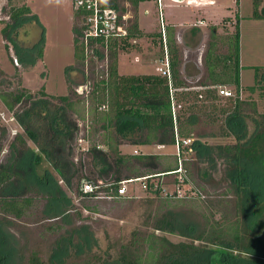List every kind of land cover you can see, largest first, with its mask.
<instances>
[{"label": "trees", "instance_id": "16d2710c", "mask_svg": "<svg viewBox=\"0 0 264 264\" xmlns=\"http://www.w3.org/2000/svg\"><path fill=\"white\" fill-rule=\"evenodd\" d=\"M12 1L8 0V21L1 30L6 47L13 44L23 66L34 65L44 56V26L28 4H12ZM145 1L148 0H126L125 4H120V0L110 1V5L121 12L128 11L127 5H132L135 16L134 21L127 25L126 35L109 41H86L82 18L73 7L80 19L79 24L71 26L76 62L84 67L89 56L93 61L107 60L105 75L98 81L87 83L90 88L86 96L93 102L89 111H103L106 140L110 139L111 129H114L117 137L128 139L134 148L151 144L175 146L177 139H191V143L174 154V164H167L164 168L160 165L159 154L139 151L132 155L124 154L121 143L114 147L111 140L102 145L94 144L85 150V155L90 153L93 160L101 165L100 178L84 176L80 180L77 162L73 158V142L80 129L79 121L74 117L75 100L69 94L50 95L44 88L39 95L25 88L0 90L1 101L24 129V134L17 133L10 143V159L0 163V264H10L18 254L5 230L10 217L21 218L26 213L33 202V193L47 198L45 214L63 215L64 219H69L66 203H70V198L50 169H46L44 174L39 173L42 157L69 189L75 179L80 180L73 187L74 193L85 198H98L99 192L113 199L125 197L118 193L119 184L132 179L131 182L145 181L146 188L160 194L167 202L197 201L210 206L206 207L208 212L198 218L182 209L168 208L156 216L152 232L135 235L116 253L107 251L99 254L98 241L92 242L85 230H73L68 238L61 240L64 242L51 249L47 261L37 250H32L25 264H264V110L259 108L256 99L243 98L246 91L252 94L259 91L264 95V66L253 67L252 85H242L240 18L237 14L235 31L231 30L233 32L228 36V52L225 54L218 51L220 27L217 24L211 26L205 53L207 79L196 86L197 91L186 92L189 87L183 76L178 41L174 29L169 26L166 29L171 76L161 72L120 74L119 52L136 46L139 42L136 39L145 34L139 28L137 17L138 8ZM253 17L264 18L262 0H254ZM224 20L230 21L232 16ZM31 21L41 27L40 38L32 47L22 46L17 33L23 24ZM152 35L158 37L162 34L155 32ZM34 50L35 55L32 54ZM158 55L163 58L160 50ZM76 69L75 64L67 67V71ZM2 74H5L3 70ZM221 89L231 90V95L221 94ZM191 96L195 100L189 104L187 100ZM222 101L225 103L221 104ZM204 118L209 120L207 123L220 124L219 132L211 134V137L222 136L230 138L229 141L212 143L207 134L194 135L196 126ZM4 137L3 128L0 131V155ZM28 139L37 147H31ZM189 159H196L200 164L199 173L204 180H212L214 173L211 170L216 169L219 161L223 163L221 179L234 200L233 215L222 212L217 216L211 207L217 200L208 198L204 183L196 185L191 179L187 165ZM131 160H136L146 170L138 171L135 176H123V165L129 170L134 169L129 164ZM180 162L182 173L175 172ZM201 164H207V167ZM168 174L177 176L175 182L179 186L188 184L191 189L184 195H179L176 190L164 193L161 182L154 183L152 178ZM86 183L99 188L86 193L82 189ZM167 234L184 240L173 241ZM7 241L13 246L7 247Z\"/></svg>", "mask_w": 264, "mask_h": 264}, {"label": "rangeland", "instance_id": "374dc122", "mask_svg": "<svg viewBox=\"0 0 264 264\" xmlns=\"http://www.w3.org/2000/svg\"><path fill=\"white\" fill-rule=\"evenodd\" d=\"M125 1L120 0V4H125ZM23 3L31 7L33 12L39 16L44 26V56L37 59L34 65L23 66L15 53L13 44L9 43V48L6 47V41L1 30L8 21L7 14L10 4L8 0H0V90L25 88L39 95L40 90L44 88L50 95L69 94L75 100L76 113L74 117L78 119L80 129L73 142V158L77 162V168L81 176L80 180L84 176L100 178L101 165L93 160L90 153L85 155V150L94 144L102 145L109 140H111L114 147H117L121 143V150L124 154L132 155L138 153V151L140 153L159 154L161 156L159 162L162 168L167 164H174V154L177 152L174 145L159 146L151 144L134 148V146L128 143V139L121 140L117 137L114 134V129H111L110 139L106 140V131L103 127L104 120L102 119L104 116L103 111L90 112L89 109L92 110L93 102L86 95L90 88V84L87 85V83L98 81L105 75L107 60L105 58L93 61L91 56H89L84 67L76 62L71 26L79 24L80 19L73 9V0L12 1V4L22 5ZM163 4L165 21L169 19L181 28L186 27L181 30L183 35V38H180L181 42L177 43L184 69V80L186 86L188 85L189 87L186 92L197 91L198 87L196 86L207 79L205 53L210 41V30L213 24L209 23L205 27V31H196L190 28V24H197L203 19L202 17H206L214 21V23L221 22L218 24L220 27L218 51L220 54H225L228 52V36L231 34L230 32L235 31V16L239 14L240 49L243 51L241 59L242 83L244 86L254 83L255 71L253 67L264 65V23L256 21L253 17L254 0H213L212 3L203 5H197V0H163ZM263 5L264 0H262ZM127 9L131 15L129 25L134 21L135 12L132 5H127ZM146 10L149 11L151 29H158L161 32L162 27L156 0L142 2L139 11L144 15ZM227 16H232V20H224ZM40 35L41 27L31 21L21 26L17 33V39L22 46L32 47L39 40ZM155 41L158 42V39H155ZM160 41V52L163 54V58H166L168 47H165L163 38ZM149 43H151V40L144 38L141 42V50H139L141 53L137 51L132 52L131 57L128 56L131 59L130 61H126L125 57L121 56L120 72L131 74L156 71L160 63L148 62V58L153 57L151 50L154 49ZM136 45H140V43L137 42ZM149 46L150 49H148ZM35 53L36 50L32 51L33 55ZM137 56L140 58V61L135 60ZM15 58L18 60V63H16ZM73 64H75L77 69L75 71H67V67ZM2 70L5 74H2ZM230 87L232 88V86ZM75 90L83 97L78 95ZM260 93L257 91L252 94L246 91L243 93V98L256 99L259 108L264 110V95L262 96ZM194 100L195 98L191 96L187 102L192 103ZM187 102L182 103L187 105ZM222 102L221 104L225 103ZM207 121L209 120L204 118L196 126L194 135L202 136L207 134V136H210L215 132H219V123L210 124ZM3 128L5 129V137L3 140V151L0 155V163L7 162L10 159V143L14 136L17 133L24 134V129L19 124L14 113L7 110L0 99V131ZM229 139L222 136H210L209 141L212 143L228 142ZM28 143L31 147H37L30 139H28ZM111 151L112 149L109 150V152ZM129 164L134 169L129 170L127 166L123 165L122 175L125 177L135 176L138 174V171L140 173L146 170L136 160H131ZM187 165L194 183L196 185L204 183L208 192V198L217 200L216 205L211 204L213 210H216L217 216H220L222 212L229 216L233 215L234 200L227 193V184L221 179L223 163L219 161L216 169L211 170L214 173L212 180L202 179L199 173L200 164H198L196 159H189ZM201 166L207 167V164H201ZM38 169L40 174H44L46 169H50L58 179L59 184L64 187L65 195L70 198V203H66V208H68L66 212L69 215V219H64L63 215L45 214L44 209L47 198L33 193V202L27 208L26 213L21 218L10 217L9 226L5 230L11 238V243H14V247L18 251L14 261L10 264H25L32 250H37L40 257L47 261L51 249L57 243L64 242L65 240H61L68 238L73 230L77 231L78 229L87 231L90 234L88 236H90L92 242L93 240L99 242L97 250L99 254L106 253L107 251L116 253L122 244L131 242L135 235L140 234L141 236L152 232L156 216L166 209H182L198 218L203 213L208 212L206 207L210 206L205 202L200 203L197 201L182 203L173 200L167 202L160 194L146 188L145 181L128 183L126 196L119 199L107 198L104 193L98 198H85L74 193L73 187L77 186L80 180L77 181L75 179L73 187L69 189L55 170L51 168L50 164L45 161V158L42 157ZM176 177L175 174H168L152 178V181L154 183L161 182L162 187H164V193L173 192L179 188V185L175 182ZM101 179L107 181L106 178ZM190 189L191 185L187 184L183 186L182 194L184 195ZM1 213L0 209V216L2 215ZM157 233L160 234V232ZM167 236L173 241L184 240L183 237L177 235L167 234ZM76 237L80 241V236L77 235ZM12 244L8 243V241L6 242L7 247L9 245L13 246Z\"/></svg>", "mask_w": 264, "mask_h": 264}, {"label": "built area", "instance_id": "2783aa9c", "mask_svg": "<svg viewBox=\"0 0 264 264\" xmlns=\"http://www.w3.org/2000/svg\"><path fill=\"white\" fill-rule=\"evenodd\" d=\"M110 1L111 0H73V7L81 16L83 21L84 38L86 39V41H89L90 39H94V40L103 39L109 41L111 39L118 38L121 35L127 34V25L131 18L130 11L128 10L126 12H121L118 9H116L114 6L110 5ZM176 1H180V0H176ZM212 1L213 0H197V5L212 3ZM156 3L158 5V10L160 15L162 38L165 43V47H168L166 40L167 30L165 29L166 26L164 23V15H163V10H164L163 0H156ZM168 54L169 52L166 54V58L164 57L161 60L162 65L159 67V70L163 75L171 76L170 60ZM15 61L17 63V59H15ZM220 92L221 94L226 96L231 95V90L229 89H221ZM190 143H191V139H184V140L177 139L175 145L177 152L179 153L181 148L188 146ZM175 172H180V173L183 172L181 162H180V167ZM131 181L132 179L121 181L118 187V193L120 195L126 194L127 185ZM98 188H99L98 185L96 186L92 183H86L84 184L82 189L86 193H93ZM182 188L183 186H179V188L176 190L179 195H183ZM101 195L102 192H99V197H101ZM106 197L113 199L112 196H106Z\"/></svg>", "mask_w": 264, "mask_h": 264}, {"label": "crops", "instance_id": "0c3cea01", "mask_svg": "<svg viewBox=\"0 0 264 264\" xmlns=\"http://www.w3.org/2000/svg\"><path fill=\"white\" fill-rule=\"evenodd\" d=\"M137 17H138L139 28L145 34L142 37L136 39L137 41H139L140 45H136V46L133 45L132 47H130L128 49H125V50H121L119 52V55H118V70H119V66H120V57L121 56H124L126 61H130L131 59L128 58V56L131 57V55H132L131 53L132 52H135V51L140 52L139 50H141L140 49L141 48V42H142V40L144 38H146L148 40H151V43L152 44L149 43V45H152L153 48H154V49L152 48L153 50H151V53L153 54V57H151V58L149 57L148 58L149 59L148 62H154L156 64L160 63V65L156 68V71H151V72H138V73H131V74L157 73L158 70H159V67L162 65V63H161L162 58H160L159 55H158V51L160 50V44H161V41H160L161 40V36L154 37L152 34L155 33V32H160V30H158V29H151V27H150L151 26V19H149V11L148 10H146L145 11V14L142 15L141 12L139 11V8H138V15H137ZM202 18L203 19L201 21H199L197 24H195V23L193 25L190 24V28L192 30H196V31H205V27H207L209 23H211V24H217V25L221 23L220 21L218 23H214V21L209 20L206 17L205 18L202 17ZM255 20L264 23V18L263 19H256L255 18ZM164 23H165V26L166 27L169 26V27H172L174 29L175 37L178 38V42L180 43L181 42V39L180 38H183V35L181 33V30L183 28H186V27L181 28L174 21L169 20V19L168 20L166 19V21H165V17H164ZM239 25H240V23H239ZM155 39H158V42L154 41ZM136 40H134L133 42H136ZM148 49H150V46L148 47ZM242 54H243V51L241 50L240 51V60L242 59ZM135 60L136 61H140V58L137 56L135 58ZM143 62H144V60H143ZM241 65H242V63H241ZM119 73L120 74H127V73L120 72V70H119ZM241 73H242V69H241ZM241 82H242V76H241ZM242 85H244V84L242 83Z\"/></svg>", "mask_w": 264, "mask_h": 264}, {"label": "water", "instance_id": "95a60500", "mask_svg": "<svg viewBox=\"0 0 264 264\" xmlns=\"http://www.w3.org/2000/svg\"><path fill=\"white\" fill-rule=\"evenodd\" d=\"M180 1H182V0H180Z\"/></svg>", "mask_w": 264, "mask_h": 264}]
</instances>
